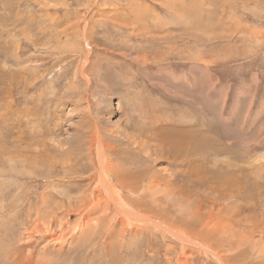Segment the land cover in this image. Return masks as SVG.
<instances>
[{"label": "rangeland", "instance_id": "rangeland-1", "mask_svg": "<svg viewBox=\"0 0 264 264\" xmlns=\"http://www.w3.org/2000/svg\"><path fill=\"white\" fill-rule=\"evenodd\" d=\"M0 264H264V0H0Z\"/></svg>", "mask_w": 264, "mask_h": 264}, {"label": "bare ground", "instance_id": "bare-ground-1", "mask_svg": "<svg viewBox=\"0 0 264 264\" xmlns=\"http://www.w3.org/2000/svg\"><path fill=\"white\" fill-rule=\"evenodd\" d=\"M184 148V147H183ZM152 150V149H151ZM120 153V152H119ZM194 153V152H193ZM177 156V155H176ZM101 179H103V178H101ZM103 183V182H102ZM101 184V183H100ZM102 187V186H101ZM105 187V186H104ZM103 188V187H102ZM104 191H106V190H104ZM112 191V190H111ZM114 191V190H113ZM110 193V192H109ZM112 193V192H111ZM109 195V194H108ZM111 195V194H110ZM122 206V205H121Z\"/></svg>", "mask_w": 264, "mask_h": 264}]
</instances>
